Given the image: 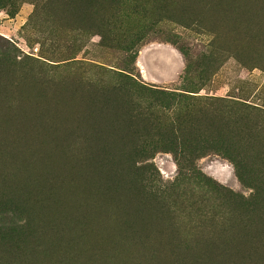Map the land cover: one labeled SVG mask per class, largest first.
Listing matches in <instances>:
<instances>
[{
  "label": "rangeland",
  "instance_id": "374dc122",
  "mask_svg": "<svg viewBox=\"0 0 264 264\" xmlns=\"http://www.w3.org/2000/svg\"><path fill=\"white\" fill-rule=\"evenodd\" d=\"M56 262L264 264V0H0V264Z\"/></svg>",
  "mask_w": 264,
  "mask_h": 264
},
{
  "label": "bare ground",
  "instance_id": "6f19581e",
  "mask_svg": "<svg viewBox=\"0 0 264 264\" xmlns=\"http://www.w3.org/2000/svg\"><path fill=\"white\" fill-rule=\"evenodd\" d=\"M145 53H146V52H145ZM144 60H145V56H144ZM145 77H146V76H145ZM53 103H54V102H53ZM1 118H2V117H1ZM73 157H74V156H73ZM80 163H81V162H80ZM68 164H69V163H68ZM43 167H44V169H45V174L48 173V172H47V171H48V167H47V166H44V165H43ZM90 168H91V167H90ZM81 172H82V171H81ZM23 173H24V172H23ZM63 173H64V172H62L61 175H62ZM86 173H87V172H86ZM87 176H88V175H87ZM87 176H86V177H87ZM100 176H101V175H100ZM100 178H104V177L101 176ZM54 179H55V178H54ZM61 181H62V180H61ZM97 184H98V183H97ZM65 185H66V184H65ZM95 187H96V186H95ZM45 188H46V187H45ZM85 188H86V187H85ZM92 189L95 190V188H92ZM101 190H102V189H101ZM72 191L74 192L73 189L70 191V190H67V188H66V189L64 190L63 193H64V195L67 197L69 194H75V192L73 193ZM99 191H100V190H99ZM95 192H96V191H95ZM76 193H77V192H76ZM43 195H44V194H43ZM50 196H51V195H50ZM65 196H64V197H65ZM89 196H90V195H89ZM76 197H77V196H76ZM104 197H105V196H104ZM82 199H83V198H82ZM82 199H81V201H82ZM86 200H87V199H86ZM94 200H95V199H94ZM42 201H43V200H42ZM89 201H90V200H89ZM86 203H87V202H86ZM78 205H79V204H78ZM99 205H100V203H99ZM35 206H36V204H35ZM87 206H88V205H87ZM90 206H92V205H90ZM116 206H117V204L115 205V207H116ZM38 207H39V206H38ZM81 207H82V205H81ZM73 208H74V207H73ZM78 208L81 209L79 206H78ZM83 208H85V207H83ZM32 209H33V208H32ZM88 209H89V208H88ZM103 209H105V208H103ZM107 209H108V208H107ZM107 209H106V210H107ZM111 209H112V212H113L114 209H113L112 207H111ZM41 210H42V208H41ZM84 210H85V209H84ZM93 210H94V209H93ZM93 210H92V211H93ZM109 210H110V209H109ZM63 211H64V210H63ZM78 211H79V210H78ZM103 211H104V210H103ZM83 212H84V211H83ZM83 212H82V213H83ZM88 212H89V211H88ZM105 212H106V211H105ZM109 212H111V211H109ZM93 213H94V212H93ZM51 214H52V213H51ZM99 214H100V213H99ZM110 214H111V213H110ZM92 215L94 216V214H92ZM111 216H112V214H111ZM77 217H78V216H77ZM79 217H81V216H79ZM79 217H78V218H79ZM89 218H90V217H89ZM94 218H95V219H94V225L96 224V222H97V224H98V223H99V220L101 219V217H94ZM80 220H81V219H80ZM102 220H104V219H102ZM41 221H42V220H41ZM81 222H83V221H81ZM81 222H80V223H81ZM89 222H90V221H89ZM102 222H103V221H102ZM52 223H53V222H52ZM84 223H85V222H84ZM90 223H91V222H90ZM86 224H87V223H86ZM97 224H96V225H97ZM107 224H108V223H107ZM89 225H90V224H89ZM104 225H105V224H104ZM72 226H73V225H72ZM81 226H82V225H81ZM95 228H97V226H93V227L91 228L89 234H91V235L95 234V233H96V232H95ZM39 229H40V228H39ZM72 229H73V228H72ZM76 229H77V228H76ZM105 229H106V228H105ZM112 230H113V229H112ZM120 230H121V229H120ZM84 231H85V230H84ZM84 231H83V232H84ZM123 231H125V230H123ZM155 231H156V230H155ZM155 231H154V232H155ZM41 232H42V230H41ZM94 232H95V233H94ZM104 232H108V231H104ZM38 233H39V231H38ZM56 233H57V232H56ZM67 234H68V233H67ZM123 234H124V233H123ZM51 236H52V234H51ZM67 236H68V235H67ZM102 236H103V235H102ZM77 237H78V236H77ZM82 237H83V236H82ZM94 237H95V236H94ZM129 237H130V236H129ZM133 237H134V236H133ZM133 237H132V238H133ZM59 238H60V236H59ZM59 238H58V239H59ZM91 238H93V236H91ZM86 239H87V237H86ZM96 239H97V238H96ZM57 241H58V240H57ZM63 241H64V240H63ZM63 241H62V242H63ZM85 241H86V240H85ZM129 241H131V240H129ZM54 243H55V242H54ZM64 243H66V242H64ZM64 243H63V245H64ZM68 243H69V242H68ZM77 243H78V242H77ZM122 243H123V242H122ZM135 243H136V242H135ZM137 243H139V242H137ZM137 243H136V244H137ZM55 244H56V243H55ZM66 244H67V243H66ZM116 244H117V243H116ZM132 244H133V243H132ZM148 244H149V243H148ZM48 245H49V244H48ZM82 245H83V244H82ZM70 246H71V244H70ZM75 246H76V244H75ZM92 246H93V244H92ZM67 247H68V246H67ZM76 247H77V246H76ZM98 247H99V246H98ZM143 247H144V245H143ZM154 247H155V246H154ZM135 248H136V247H135ZM152 248H153V247H152ZM74 249H75V247H74ZM82 249H83V248H82ZM148 249L150 250V248H148ZM148 249H147V250H148ZM67 250H68V249H67ZM70 250H71V249H70ZM60 251L62 252V250H60ZM72 251H73V250H72ZM107 251H108V249H107ZM68 252H69V251H68ZM79 252H80V251H79ZM86 252H87V251H86ZM134 252H135V251H134ZM134 252H133V253H134ZM80 253H81V252H80ZM61 254H62V253H61ZM63 254H64V251H63ZM139 254H140V252H139ZM56 255H57V254H56ZM64 255H66V254H64ZM134 255H135V253H134ZM58 256H59V255H58ZM60 256H61V255H60ZM69 256H71V255H69ZM79 256H80V255H79ZM88 256H89V255H88ZM131 256H132V255H131ZM137 256H139V255L137 254ZM46 257H47V254H46ZM50 257H51V256H50ZM71 257H72V256H71ZM71 257H70V258H71ZM77 257H78V256H77ZM77 257H76V258H77ZM80 257H81V256H80ZM92 257L95 258V256H93V255H92ZM124 257H125V256H124ZM140 257H141V256H140ZM54 258H55V257H54ZM64 258H65V257H64ZM66 258H67V257H66ZM66 258H65V259H66ZM110 258H111V257H110ZM46 259H48V258H46ZM58 259H59V258H58ZM68 259H69V258H68ZM72 259H73V258H72ZM80 259H81V258H80ZM141 259H142V258H141ZM41 260H42V259H41ZM49 260H50V259H49ZM60 260H61V259H60ZM77 260H78V259H77ZM82 260H83V259H82ZM85 260H86V259H85ZM101 260H103V259H101ZM71 261H72V260H71ZM47 262H48V261H47ZM58 262H59V261H58ZM58 262H56V263L58 264ZM107 262H108V261H107ZM38 263H39V262H38ZM43 263H44V262H43ZM65 263H66V262H65ZM91 263H92V262H91Z\"/></svg>",
  "mask_w": 264,
  "mask_h": 264
},
{
  "label": "trees",
  "instance_id": "16d2710c",
  "mask_svg": "<svg viewBox=\"0 0 264 264\" xmlns=\"http://www.w3.org/2000/svg\"><path fill=\"white\" fill-rule=\"evenodd\" d=\"M238 176H239V178L241 179V180H244V177H243V175L238 171Z\"/></svg>",
  "mask_w": 264,
  "mask_h": 264
}]
</instances>
